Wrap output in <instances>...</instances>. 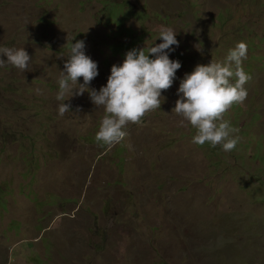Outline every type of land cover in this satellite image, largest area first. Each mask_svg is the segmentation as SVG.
<instances>
[{"label":"rangeland","instance_id":"1","mask_svg":"<svg viewBox=\"0 0 264 264\" xmlns=\"http://www.w3.org/2000/svg\"><path fill=\"white\" fill-rule=\"evenodd\" d=\"M162 26L182 67L123 142L96 141L105 112L88 92L59 115L72 43L99 91L128 51L163 43ZM239 42L248 96L225 114L239 142L198 146L172 113L180 81ZM0 47L32 57L0 67V264H264V0H0Z\"/></svg>","mask_w":264,"mask_h":264},{"label":"clouds","instance_id":"2","mask_svg":"<svg viewBox=\"0 0 264 264\" xmlns=\"http://www.w3.org/2000/svg\"><path fill=\"white\" fill-rule=\"evenodd\" d=\"M176 32L171 27H161L159 38L163 43L134 48L126 53L122 65H113L106 86L99 91L88 85L99 75L98 64L85 54L84 41L72 43L69 57L58 79L60 101L59 115L70 112L65 97L89 93L97 108H103V116L96 141L111 149L123 142L129 124H139L151 112L161 108L162 92L169 90L182 67L179 60L170 59L173 45L179 47ZM248 47L239 42L230 49L223 61L212 60L209 65H197L180 81L177 95L180 97L172 113L181 117V126L187 121L196 129L192 143L212 147L220 145L226 152L234 150L239 142L238 129L233 128L225 114L234 104H243L248 96L245 85L251 80L242 67ZM6 57V59H5ZM154 57V58H152ZM32 61L25 48L0 47V67L10 64L27 71ZM84 83L78 84L79 78ZM235 78V82H232ZM78 85L77 88H73ZM69 100V99H68Z\"/></svg>","mask_w":264,"mask_h":264}]
</instances>
